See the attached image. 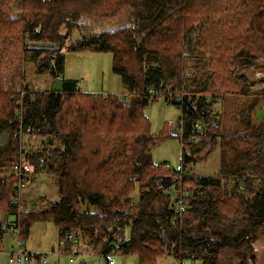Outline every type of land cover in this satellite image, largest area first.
Segmentation results:
<instances>
[{
  "label": "trees",
  "instance_id": "16d2710c",
  "mask_svg": "<svg viewBox=\"0 0 264 264\" xmlns=\"http://www.w3.org/2000/svg\"><path fill=\"white\" fill-rule=\"evenodd\" d=\"M19 3L13 15L12 0H0V239L11 226L25 239L35 222L49 219L66 251L79 233L95 253L136 255L138 264L167 257L178 264H250L264 232V131H255L259 124L223 134L212 119L216 105L233 98L239 109L232 121L249 128L264 99V88L251 90L248 80L264 67V0ZM112 20L118 25L104 29ZM64 47L110 53L111 71L131 98L81 92L78 80L61 76ZM27 61L39 72L51 69L59 88L31 90ZM151 89L173 94L181 131L150 133L142 110ZM23 136L39 144L25 151ZM167 139L180 143L179 170L153 162L152 151ZM214 148L216 175L186 170ZM22 161L31 174L55 179L57 201L16 208L19 185L30 175L19 171Z\"/></svg>",
  "mask_w": 264,
  "mask_h": 264
},
{
  "label": "rangeland",
  "instance_id": "374dc122",
  "mask_svg": "<svg viewBox=\"0 0 264 264\" xmlns=\"http://www.w3.org/2000/svg\"><path fill=\"white\" fill-rule=\"evenodd\" d=\"M20 11L19 0H12V14L15 15ZM118 20V19H117ZM117 20H112L103 26L104 29H113L118 23ZM78 38L74 32L72 40ZM69 41L65 47L69 45ZM64 47L63 55V72L62 77L78 80V87L81 92L92 95L109 94L116 95L120 98L128 100L131 95L126 91L121 79L111 71V54L110 53H95V52H72L67 51ZM264 73V67L261 70ZM257 70L251 71L248 74V80L251 84V90H259L264 88V83L259 82L261 79ZM264 77V74H263ZM25 79L28 87L36 91H49L59 88L60 79L55 77L51 69L44 72H39L37 66L31 62H26ZM262 80V79H261ZM17 89L21 94L25 92L20 83L17 84ZM171 95L158 98L147 99L148 103L143 108V114L150 121V133L158 135V133L166 129L167 133H176L177 124L181 112L176 105L169 103ZM177 96V95H176ZM248 98H242V104H249L251 101ZM233 98L223 101V107L216 105L213 112V122L219 123L220 133L235 134L253 131L254 127L261 124L260 128L255 131H264V99H259L253 111V122L251 127L246 129L242 126L235 125L231 116L239 109L235 106ZM31 136L26 138L23 136L21 144L25 151L37 147L39 144ZM209 147L198 155L202 158L208 151ZM152 159L154 163H166L171 170H179L181 168V146L176 139H167L160 143L159 146L152 151ZM219 150L214 148L201 161L190 162L186 166V170L196 176H213L218 173ZM18 197L15 198L16 208H32L36 206L42 199L47 201H57L59 199L57 185L53 177L44 178L42 175H33L30 173L29 179L24 180L23 184L19 185ZM133 198L134 195H133ZM12 205V204H11ZM94 210L93 207H90ZM6 221L10 222V219ZM3 220V223L6 222ZM18 228V227H17ZM127 234V231L125 230ZM75 242L72 243L76 247V253H70L60 244L58 232L51 220L35 222L29 235L20 240L18 232H6L0 239V264H107L111 261L112 264H138L136 255L124 256L117 253H107L100 255L95 253L79 233L75 235ZM21 242V249L27 254H33L34 259L26 262L22 258L17 260L16 250ZM71 245V246H72ZM255 245V253L251 254L252 259L250 264H264V232L257 235ZM12 254L14 255L12 257ZM35 255H38L36 257ZM249 257V259H250ZM12 259V262L9 260ZM43 262V263H42ZM158 264H178L170 257H167L158 262ZM183 264H200L198 260H185Z\"/></svg>",
  "mask_w": 264,
  "mask_h": 264
},
{
  "label": "built area",
  "instance_id": "2783aa9c",
  "mask_svg": "<svg viewBox=\"0 0 264 264\" xmlns=\"http://www.w3.org/2000/svg\"><path fill=\"white\" fill-rule=\"evenodd\" d=\"M262 71H260V72H256L258 75H260V78L262 79H259L260 81L259 82H264V77H263V74L261 73ZM163 95H161L160 94V92H157V91H154V90H148V98L149 99H152V98H158V97H162ZM209 98L207 97L206 98V100H208ZM183 120H178V124H177V128L179 129V131H181L182 130V127H183ZM194 128L195 129H199L200 128V125L199 124H194ZM18 169H19V171L21 172V174H29V173H31V166H30V164L27 162V161H22L20 164H19V166H18ZM182 176H184V173H183V175L182 174H180V175H178V177L176 178V179H180ZM158 188L159 189H163V187L161 186V185H159L158 186ZM186 191L187 190H185V194H187L186 193ZM179 192V191H178ZM183 205H185V202H184V197H183V195L180 197V200L174 205V207H173V210L175 211V212H177V214H180V212H182L183 211ZM3 225H7V226H11V224L10 223H8V222H5V223H3ZM9 229V228H8ZM16 230H14V228H12V226H11V228L9 229V232H11V233H14ZM75 242V241H74ZM20 246H22V244H21V242H19V244H18V248H17V250H16V257H17V260H19L20 258H22L23 259V261H26V262H29V261H31V260H33L34 259V255L33 254H27L25 251H23L22 249H21V247ZM70 253H72V254H75L76 253V247L75 246H71L70 247ZM14 255L12 254V257H13ZM9 262H12V259H10L9 260ZM43 263V262H42ZM107 264H112V262L111 261H109V262H107Z\"/></svg>",
  "mask_w": 264,
  "mask_h": 264
},
{
  "label": "water",
  "instance_id": "95a60500",
  "mask_svg": "<svg viewBox=\"0 0 264 264\" xmlns=\"http://www.w3.org/2000/svg\"><path fill=\"white\" fill-rule=\"evenodd\" d=\"M253 256L250 257V260L252 259Z\"/></svg>",
  "mask_w": 264,
  "mask_h": 264
}]
</instances>
